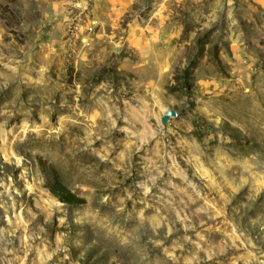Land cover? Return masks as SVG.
<instances>
[{
	"label": "rangeland",
	"instance_id": "rangeland-1",
	"mask_svg": "<svg viewBox=\"0 0 264 264\" xmlns=\"http://www.w3.org/2000/svg\"><path fill=\"white\" fill-rule=\"evenodd\" d=\"M0 264H264V0H0Z\"/></svg>",
	"mask_w": 264,
	"mask_h": 264
},
{
	"label": "trees",
	"instance_id": "trees-1",
	"mask_svg": "<svg viewBox=\"0 0 264 264\" xmlns=\"http://www.w3.org/2000/svg\"><path fill=\"white\" fill-rule=\"evenodd\" d=\"M38 167L41 172L46 175L47 181L45 188L60 203L70 206H82L86 204V200L75 195L61 180L59 173L47 165V163L38 159Z\"/></svg>",
	"mask_w": 264,
	"mask_h": 264
},
{
	"label": "water",
	"instance_id": "water-1",
	"mask_svg": "<svg viewBox=\"0 0 264 264\" xmlns=\"http://www.w3.org/2000/svg\"><path fill=\"white\" fill-rule=\"evenodd\" d=\"M173 116H175V112L173 110L166 113L161 119L162 124L166 125V123L170 119V117H173Z\"/></svg>",
	"mask_w": 264,
	"mask_h": 264
},
{
	"label": "built area",
	"instance_id": "built-area-1",
	"mask_svg": "<svg viewBox=\"0 0 264 264\" xmlns=\"http://www.w3.org/2000/svg\"><path fill=\"white\" fill-rule=\"evenodd\" d=\"M92 30H93L92 27H91V28H88V31H89V32H92Z\"/></svg>",
	"mask_w": 264,
	"mask_h": 264
}]
</instances>
